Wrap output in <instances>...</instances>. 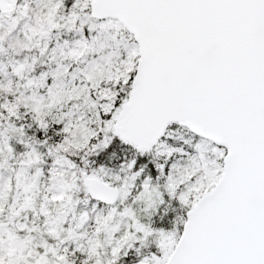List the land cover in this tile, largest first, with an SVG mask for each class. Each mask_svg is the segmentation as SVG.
<instances>
[{"label": "snow or ice", "instance_id": "6c2138e0", "mask_svg": "<svg viewBox=\"0 0 264 264\" xmlns=\"http://www.w3.org/2000/svg\"><path fill=\"white\" fill-rule=\"evenodd\" d=\"M0 264H264V0H0Z\"/></svg>", "mask_w": 264, "mask_h": 264}]
</instances>
